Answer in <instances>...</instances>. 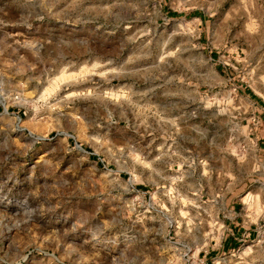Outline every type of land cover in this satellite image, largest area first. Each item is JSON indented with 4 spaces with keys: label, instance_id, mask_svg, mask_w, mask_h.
<instances>
[{
    "label": "rangeland",
    "instance_id": "1",
    "mask_svg": "<svg viewBox=\"0 0 264 264\" xmlns=\"http://www.w3.org/2000/svg\"><path fill=\"white\" fill-rule=\"evenodd\" d=\"M242 3L0 0V264H264Z\"/></svg>",
    "mask_w": 264,
    "mask_h": 264
},
{
    "label": "crops",
    "instance_id": "2",
    "mask_svg": "<svg viewBox=\"0 0 264 264\" xmlns=\"http://www.w3.org/2000/svg\"><path fill=\"white\" fill-rule=\"evenodd\" d=\"M257 1H260V0H257ZM262 1L264 4V0H262ZM242 2H243L242 3L243 5L250 4V0L249 1L242 0ZM262 117L264 118V116H262ZM261 124H263V123H260V125ZM260 134L264 137V125H261ZM232 228L234 229V234L232 233V235H229L228 238L223 241V244L221 247L222 250L224 248H228L229 246L235 247L238 243V236L240 235V232L242 229L239 226H233Z\"/></svg>",
    "mask_w": 264,
    "mask_h": 264
},
{
    "label": "clouds",
    "instance_id": "3",
    "mask_svg": "<svg viewBox=\"0 0 264 264\" xmlns=\"http://www.w3.org/2000/svg\"><path fill=\"white\" fill-rule=\"evenodd\" d=\"M21 258H23V257H21Z\"/></svg>",
    "mask_w": 264,
    "mask_h": 264
}]
</instances>
